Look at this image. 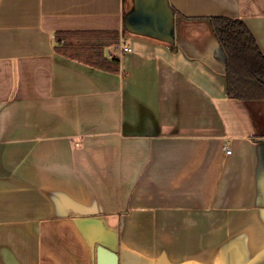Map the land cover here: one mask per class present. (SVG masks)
Masks as SVG:
<instances>
[{
	"label": "crops",
	"instance_id": "1",
	"mask_svg": "<svg viewBox=\"0 0 264 264\" xmlns=\"http://www.w3.org/2000/svg\"><path fill=\"white\" fill-rule=\"evenodd\" d=\"M132 1L0 0V264H264V98L228 95L210 22L264 53V0H169L174 43Z\"/></svg>",
	"mask_w": 264,
	"mask_h": 264
},
{
	"label": "trees",
	"instance_id": "2",
	"mask_svg": "<svg viewBox=\"0 0 264 264\" xmlns=\"http://www.w3.org/2000/svg\"><path fill=\"white\" fill-rule=\"evenodd\" d=\"M210 22L226 59L228 95L244 100L264 98V53L254 34L238 18L215 16Z\"/></svg>",
	"mask_w": 264,
	"mask_h": 264
},
{
	"label": "water",
	"instance_id": "3",
	"mask_svg": "<svg viewBox=\"0 0 264 264\" xmlns=\"http://www.w3.org/2000/svg\"><path fill=\"white\" fill-rule=\"evenodd\" d=\"M125 16L126 30L133 34L150 36L165 42L176 40L177 17L169 0H133ZM97 264H119L115 248L99 245Z\"/></svg>",
	"mask_w": 264,
	"mask_h": 264
},
{
	"label": "built area",
	"instance_id": "4",
	"mask_svg": "<svg viewBox=\"0 0 264 264\" xmlns=\"http://www.w3.org/2000/svg\"><path fill=\"white\" fill-rule=\"evenodd\" d=\"M119 50L120 55H123L127 52H131L133 50V48L131 46L128 45H124V44H118L114 46V49L110 51L111 56H115V52ZM231 149L227 150V153H231Z\"/></svg>",
	"mask_w": 264,
	"mask_h": 264
}]
</instances>
